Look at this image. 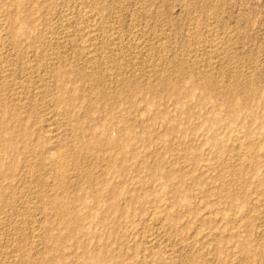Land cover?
Segmentation results:
<instances>
[{"label":"rangeland","instance_id":"rangeland-1","mask_svg":"<svg viewBox=\"0 0 264 264\" xmlns=\"http://www.w3.org/2000/svg\"><path fill=\"white\" fill-rule=\"evenodd\" d=\"M0 142V264H264V0H0Z\"/></svg>","mask_w":264,"mask_h":264},{"label":"bare ground","instance_id":"bare-ground-1","mask_svg":"<svg viewBox=\"0 0 264 264\" xmlns=\"http://www.w3.org/2000/svg\"><path fill=\"white\" fill-rule=\"evenodd\" d=\"M237 109H238V107H237ZM237 109H236V110H237ZM239 112H240V111H239ZM253 114H254V113H253ZM232 115H233V114H232ZM233 116H234V115H233ZM256 116H257V115H256ZM217 127H218V126H217ZM211 130H212V129H211ZM219 130H220V129H219ZM207 131H208V129H207ZM256 131H257V129H256ZM209 132H210V131H209ZM259 136H260V135H259ZM261 137H262V136H260V138H261ZM1 139H2V138H1ZM125 139H126V138H125ZM12 140H13V139H12ZM118 140L121 141V139H118ZM127 140H128V143H129V138H127ZM96 141H97V140H96ZM122 141H123V140H122ZM130 141H131V140H130ZM115 142H116V141H115ZM115 142H114V143H115ZM117 142L119 143V141H117ZM117 142H116V147H117V145H118ZM124 142H125V141H124ZM0 143H1V142H0ZM121 143H122V142H121ZM126 143H127V142H126ZM128 143H127V145L130 144V143H129V144H128ZM263 144H264V143H263ZM3 145H4V144H3ZM114 145H115V144H114ZM121 145H122V144H121ZM123 145L125 146V144H123ZM127 145H126L125 147H127ZM111 146H112V145H111ZM124 146H123V147H124ZM234 146H235V144H234ZM118 148H119V145H118ZM127 148H128V147H127ZM133 148H135V147H133ZM3 149H4V148H3ZM119 149H120V148H119ZM121 149H123V148H121ZM108 150H109V149H108ZM121 151H122V150H120V152H121ZM123 152H124V149H123ZM123 152H121L122 155L125 153V152H124V153H123ZM220 152H221V150H220ZM0 155H1V154H0ZM124 155H125V154H124ZM57 156H58V155H57ZM257 156H258V155H257ZM259 156H260V155H259ZM137 157H139V156L137 155ZM124 158H125V157H124ZM249 158H250V157H249ZM1 159H2V158H1ZM67 159H68V158H67ZM256 159H257V158H256ZM60 160H61V159H60ZM119 160H120V159H119ZM127 160H128V159H127ZM121 161H122V160H121ZM68 162H69V161H68ZM0 163H1V162H0ZM54 163H55V162H54ZM58 163H59V162H58ZM112 163H113V162H112ZM114 163H115V162H114ZM125 163H126V162H125ZM124 165H125V164H124ZM1 167H2V166H1ZM60 167H61V166H60ZM58 168H59V167H58ZM117 169H118V168H117ZM247 169H248V168H247ZM247 169H246V170H247ZM121 170H122V169H121ZM123 171H124V170H123ZM0 174H1V173H0ZM238 177H239V176H238ZM241 180H242V179H241ZM53 188H54V186H53ZM226 190H227V189H226ZM236 191H237V190H236ZM247 194H248V193H247ZM256 194H257V193H256ZM115 195H116V194H115ZM234 195H235V194H234ZM240 196H241V195H240ZM61 197H62V196H61ZM65 199H66V198H65ZM238 201H239V200H238ZM43 208H44V207H43ZM185 211H186V210H185ZM44 213H45V212H44ZM62 214H65V213H62ZM102 216H103V215H102ZM64 217H65V216H64ZM67 217H68V216H67ZM75 217H76V216H75ZM205 217H207V216H205ZM65 218H66V217H65ZM71 218H73V216H72ZM74 219H75V218H74ZM58 221H59V220H58ZM74 222H75V220H74ZM74 222H73V223H74ZM81 227H82V226H81ZM83 229H84V228H83ZM74 230H75V229H74ZM83 231H84V230H83ZM83 233H84V232H83ZM60 235H61V234H60ZM74 235H75V234H74ZM74 235H73V236H74ZM58 236H59V235H58ZM70 236H72V233L70 234ZM70 236H69V237H70ZM67 237H68V236H67ZM69 237H68V238H69ZM60 238H61V237H60ZM64 238H65V237H64ZM70 238H71V237H70ZM60 240L63 241L62 238H61ZM243 247H244V246H243ZM86 251H87V250H86ZM89 254H90V253H89ZM246 256H247V255H246ZM248 257H249V256H248ZM253 257H254V256H253ZM253 257H252V258H253ZM100 260H101V259H100ZM102 260H103V259H102ZM248 260H249V259H248ZM106 264H107V263H106Z\"/></svg>","mask_w":264,"mask_h":264}]
</instances>
